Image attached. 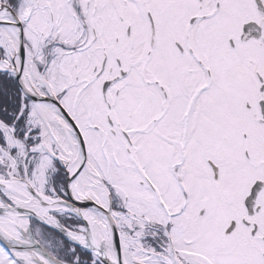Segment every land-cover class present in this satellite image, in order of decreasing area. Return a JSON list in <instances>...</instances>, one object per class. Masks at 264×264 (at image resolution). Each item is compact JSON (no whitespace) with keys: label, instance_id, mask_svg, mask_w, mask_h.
I'll list each match as a JSON object with an SVG mask.
<instances>
[{"label":"snow or ice","instance_id":"1","mask_svg":"<svg viewBox=\"0 0 264 264\" xmlns=\"http://www.w3.org/2000/svg\"><path fill=\"white\" fill-rule=\"evenodd\" d=\"M0 264H264V0H0Z\"/></svg>","mask_w":264,"mask_h":264}]
</instances>
